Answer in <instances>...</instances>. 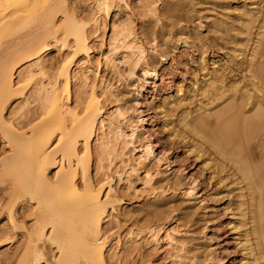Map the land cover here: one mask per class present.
<instances>
[{"label": "rangeland", "instance_id": "obj_1", "mask_svg": "<svg viewBox=\"0 0 264 264\" xmlns=\"http://www.w3.org/2000/svg\"><path fill=\"white\" fill-rule=\"evenodd\" d=\"M67 1L93 21L74 60L83 69L77 102L93 90L116 141L89 168L111 200L101 223L107 263L264 264V128L246 141L244 159L206 134L236 117L246 129L264 113V0H113L107 13L92 0ZM113 23L128 29L118 43ZM71 54L70 43H50L44 85ZM29 108L13 99L3 115L27 130L38 112ZM7 152L0 140V157ZM9 194L0 185V264L18 263L37 213L29 200L10 205ZM42 247L39 264H53L58 251Z\"/></svg>", "mask_w": 264, "mask_h": 264}, {"label": "bare ground", "instance_id": "obj_2", "mask_svg": "<svg viewBox=\"0 0 264 264\" xmlns=\"http://www.w3.org/2000/svg\"><path fill=\"white\" fill-rule=\"evenodd\" d=\"M92 1L97 11L107 13L113 0ZM92 28L93 21L75 16L67 0H0V140L8 145L0 157V185L8 187L10 205L29 200L37 207L28 247L17 264H39L44 241L58 251L53 264H108L101 223L111 200L107 194L103 198L104 185L90 179L89 168L92 161L109 159L116 141L103 131L111 123L93 90L78 104L83 69L74 62L87 49ZM111 29L112 42L127 37L125 27L113 23ZM58 38L63 45L70 43L72 54L51 67L54 80L44 85L49 69L42 56ZM127 49L142 55L139 47ZM27 63L30 66L24 67ZM13 99L25 101L26 114L33 110L31 104L38 109L27 130L3 115ZM246 125L244 129L236 117L206 134L218 148L235 146L234 152L244 159L246 141L264 128V113ZM51 169L55 173L50 174ZM241 170L246 173L243 166ZM159 234L160 229L152 233L155 239Z\"/></svg>", "mask_w": 264, "mask_h": 264}]
</instances>
